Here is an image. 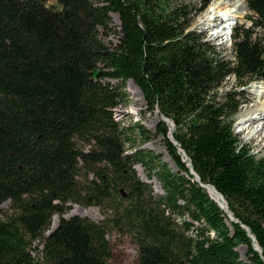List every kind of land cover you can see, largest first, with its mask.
<instances>
[{"label": "trees", "instance_id": "16d2710c", "mask_svg": "<svg viewBox=\"0 0 264 264\" xmlns=\"http://www.w3.org/2000/svg\"><path fill=\"white\" fill-rule=\"evenodd\" d=\"M178 1L0 0V264H110L112 232L136 241L139 264H264V156L235 132L244 95L218 91L264 82V0H245L229 60ZM130 80L175 169L142 147L155 133L116 119ZM73 203L104 218L66 216Z\"/></svg>", "mask_w": 264, "mask_h": 264}, {"label": "rangeland", "instance_id": "374dc122", "mask_svg": "<svg viewBox=\"0 0 264 264\" xmlns=\"http://www.w3.org/2000/svg\"><path fill=\"white\" fill-rule=\"evenodd\" d=\"M182 1L187 4L190 3V8H192L191 17L193 21L191 29L201 31L205 35L206 40H208L216 48L222 58L225 60L232 59V46L234 42L232 38V29L233 26L237 24H250L247 16L251 12L248 8H243L241 11L239 10L238 13L233 12V10L236 9V2H239V0H212L209 6L203 10V3H200L198 0H179L178 2ZM210 11L212 15L209 19L207 17ZM229 16L235 18L234 25H231L230 27L226 25L227 27H225V23H228L225 22V19ZM114 17L115 15H113V19ZM115 24L118 26L120 24V20L118 23L115 22ZM103 38L107 44L114 46L119 41V32L104 35ZM113 83H116V81H113ZM125 89L129 94V105H119L115 108L116 119L122 123L141 122L146 129L155 133L153 140L142 145V147L152 149L161 154L162 160L168 162L169 165L175 169L173 165L174 163L167 161L169 159L167 156L168 150L163 136L156 133L157 125L160 122L159 115L155 112H149L147 110V104L144 96L139 87L133 81H128ZM218 91H239L242 95H244L245 98L241 97L243 102L240 110L235 116V132L246 144L250 146L255 155L258 157L264 156V119L257 118L252 122H245V119L248 118L246 114H248L249 117H255L259 112L257 110H264V82L262 80L253 81L248 86L242 87L238 86V80L235 77H231L230 79L227 78L222 86L219 87ZM257 126H259L262 131L255 135L252 128H256ZM162 150L164 152H162ZM166 156L168 159H166ZM171 162L173 161L171 160ZM138 167L142 166L137 165L136 168ZM137 173L139 175L138 169ZM139 177L141 178L140 175ZM151 184L153 185L155 194L163 193L161 191H157L155 185L153 183ZM10 206V201L3 204V217L9 211ZM69 207L68 212L65 214L66 216L79 214L81 216H88L96 221L104 218L102 210L96 206H85L79 203H73ZM56 217L59 221L58 214ZM109 238L113 247V256L110 259V264H139L138 245L130 235L112 232L109 234ZM34 244L37 246L39 244V240H36ZM40 248H42L41 245ZM238 249L241 255L244 256L247 251V247L245 245H241ZM35 254L37 253L35 252Z\"/></svg>", "mask_w": 264, "mask_h": 264}, {"label": "bare ground", "instance_id": "6f19581e", "mask_svg": "<svg viewBox=\"0 0 264 264\" xmlns=\"http://www.w3.org/2000/svg\"><path fill=\"white\" fill-rule=\"evenodd\" d=\"M235 10H233V12H236V13H238V11L240 10H242L243 8H247V6H246V3H245V0H239V2H236V6H235ZM211 15H212V13H211V11L209 12V14H208V17L207 18H211ZM237 15V14H236ZM114 19H115V21L118 23L119 22V19H118V17L115 15V17H114ZM234 19L235 18H233V17H231V16H229L227 19H225V22H228V23H225V27H227L226 25H228V27H230L231 25H234ZM257 111H259L258 112V114L255 116V117H253V116H248V114H246V116L248 117L247 119H245L246 121L245 122H247V121H254L255 119H257V118H259V119H264V110H257ZM252 130H253V133L255 134V135H257L260 131H262L260 128H259V126H257L256 128H252ZM261 134H262V132H261ZM162 152H164L163 150H162ZM168 156V155H167ZM167 156H166V159H168V161L170 162V163H173V162H171V158L168 156V158H167ZM171 159V160H170ZM174 165V164H173ZM142 166V165H141ZM138 169V172H139V175L141 176V178L142 179H144V180H148L149 182H151V183H153L154 185H155V188L157 189V191H161V189H160V185H159V183H158V180L156 179V178H152V179H149L148 177H147V175L145 174V171H144V169L142 168V167H138L137 168ZM205 187L207 188V190L209 191V193L216 199V200H218L223 206H224V208L227 210L228 209V207H227V202H226V199L214 188V186H211L210 184H205ZM58 218L55 216L54 218H53V221H52V227H51V229L52 228H55L57 225H58Z\"/></svg>", "mask_w": 264, "mask_h": 264}, {"label": "water", "instance_id": "95a60500", "mask_svg": "<svg viewBox=\"0 0 264 264\" xmlns=\"http://www.w3.org/2000/svg\"><path fill=\"white\" fill-rule=\"evenodd\" d=\"M247 4V3H246ZM247 8H248V5H247ZM133 81V80H132ZM134 82V81H133ZM135 83V82H134ZM136 84V83H135ZM140 89V88H139ZM141 91V90H140ZM170 124H171V129H170V133H169V137L172 139V140H174V136H173V129H174V124L172 123V122H169ZM168 156L171 158V156H170V154L168 153ZM172 159V158H171ZM168 161V160H167ZM173 163H174V161H173ZM189 165H190V169H191V172L192 173H195L194 171H193V168H192V166H191V163H189ZM174 166H175V163H174ZM145 181H148V180H145ZM149 182V181H148ZM209 192V191H208ZM210 194V193H209ZM210 196L215 200V201H217L218 202V204L222 207V208H224V206L218 201V200H216L211 194H210ZM225 209V208H224ZM230 215L232 216V214L230 213ZM58 226V225H57ZM56 226V227H57ZM55 227V228H56ZM55 228H52L51 230H49L48 232H47V234H50ZM252 237H253V239H254V247H255V249L256 250H258V251H260L261 252V249H260V247H259V245L257 244V242H256V238L253 236V235H251Z\"/></svg>", "mask_w": 264, "mask_h": 264}]
</instances>
